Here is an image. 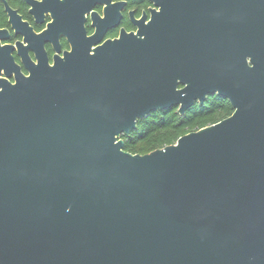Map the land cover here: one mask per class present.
I'll list each match as a JSON object with an SVG mask.
<instances>
[{"label": "water", "instance_id": "1", "mask_svg": "<svg viewBox=\"0 0 264 264\" xmlns=\"http://www.w3.org/2000/svg\"><path fill=\"white\" fill-rule=\"evenodd\" d=\"M26 1L53 21L33 34L5 4L15 32L71 50L0 79V264H264V0H161L95 48L89 0L68 28L73 0ZM211 94L230 116L123 149L139 119Z\"/></svg>", "mask_w": 264, "mask_h": 264}, {"label": "flooded vegetation", "instance_id": "2", "mask_svg": "<svg viewBox=\"0 0 264 264\" xmlns=\"http://www.w3.org/2000/svg\"><path fill=\"white\" fill-rule=\"evenodd\" d=\"M76 1L78 0L69 3V8L65 12L64 16L68 20L63 19L64 26L67 28L70 21L75 20L78 8ZM85 3L89 5L90 9L83 14L82 26L86 37L95 36L94 39H97L92 48L107 40L118 39L123 33L138 32L140 24H147L152 20L154 14L161 11L162 7L161 0H89ZM5 4L16 12L17 16L21 18V22L27 23V28L33 34L42 33L47 29V25L53 21L49 10L43 13L41 21H36L30 12L32 7L26 0H0V30L7 31V39L0 38V79L13 84L17 75L29 76L30 68L37 64L40 58L45 57L48 64L53 65L55 56H62L63 52L71 50L67 34H60L57 38L60 51L55 48L53 40L41 43L38 40H32L33 43H30L29 40L33 39L31 34L26 33L25 35L15 32L13 22L18 24V20L13 17V22L10 21L11 17L5 8ZM181 5V3H177L176 7L180 8ZM7 45L9 47L5 48L4 46ZM222 57L224 55L218 59L220 60ZM250 58V55L247 56L246 61L251 66Z\"/></svg>", "mask_w": 264, "mask_h": 264}, {"label": "trees", "instance_id": "3", "mask_svg": "<svg viewBox=\"0 0 264 264\" xmlns=\"http://www.w3.org/2000/svg\"><path fill=\"white\" fill-rule=\"evenodd\" d=\"M232 112L230 103L217 94L208 95L203 104L195 102L183 114L177 107L153 111L139 119L129 135H122L123 149L132 154H145L163 148L184 134L219 122Z\"/></svg>", "mask_w": 264, "mask_h": 264}]
</instances>
